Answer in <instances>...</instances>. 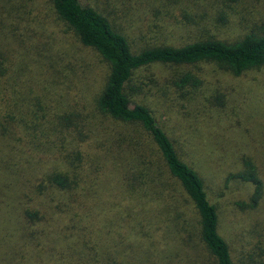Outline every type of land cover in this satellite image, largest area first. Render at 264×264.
<instances>
[{"label":"rangeland","instance_id":"obj_1","mask_svg":"<svg viewBox=\"0 0 264 264\" xmlns=\"http://www.w3.org/2000/svg\"><path fill=\"white\" fill-rule=\"evenodd\" d=\"M80 2L94 4L93 0ZM98 2L111 14L133 51L140 46H179L205 35L232 40L243 35L248 26L242 21L245 13L239 0H176L172 5L158 0ZM29 4L24 15L28 23H22L18 16L8 20L0 14L1 42L11 40L19 51L26 48L24 60L18 57L27 68L29 91L40 99L41 107L71 113L70 122L57 128L62 132L54 138L52 157L40 162L39 175L50 168L71 174L76 155H83L81 175L100 167L104 171L101 176L107 173L105 184L95 182L94 192L102 201L94 210L98 224H107L111 234L115 231L114 240L130 250L135 263L215 264L199 241L195 210L178 189L177 210H163L151 217L152 244L150 239L130 232L122 219L130 213L124 204L130 200L120 179L134 171V146L144 149L150 141L139 131L98 114L94 100L105 85L107 63L74 38L56 18L49 0ZM259 10L264 15V0L251 15L260 17L256 14ZM36 43L38 48H34ZM187 73L200 80L197 87L175 85ZM129 85L139 88L130 94L132 103L144 104L153 112L184 161L201 177L210 202L217 208L219 232L236 264H264V193L255 208H242L250 203L254 186L235 177L244 169L243 160L250 159L264 183V67L233 77L206 62L153 64L137 71ZM116 213L120 215L118 225L111 228L105 217L110 220ZM15 230L0 213V245L9 233L16 241Z\"/></svg>","mask_w":264,"mask_h":264},{"label":"trees","instance_id":"obj_2","mask_svg":"<svg viewBox=\"0 0 264 264\" xmlns=\"http://www.w3.org/2000/svg\"><path fill=\"white\" fill-rule=\"evenodd\" d=\"M31 1L0 0V14L8 20L18 16L22 23H28L24 15L28 14L26 8ZM158 1L165 5L176 3ZM239 1L245 13L242 21L248 26L235 39L205 35L179 46H140L133 51L98 0H93L92 5H83L80 0H49L56 18L74 38L108 65L105 85L94 100L95 110L104 119L139 131L150 141L144 149L134 146V171L120 177L130 200V204L124 203L130 213L122 217L130 232L151 243V217L163 210H177L178 189L195 210L199 241L215 264H236L219 232L217 208L210 202L201 177L184 161L181 150L153 112L144 104L132 103L130 94L139 88L129 84L137 71L153 64L189 66L206 62L233 77L262 69L264 15L260 10L256 11L260 17L251 15L262 0ZM0 24L1 34L2 21ZM10 24L18 30L17 25ZM8 42L0 39V213L15 227L17 239L13 241L9 233L1 240L0 264H137L130 250L114 240L115 231L111 234L107 224L100 226L94 215L95 208L102 204L94 192L95 182L106 181L107 173L101 176V167L81 175L83 155L77 154L71 174L50 168L39 175L40 162L52 157L54 138L62 132L57 128L70 122L71 113L41 107L40 99L29 91L25 81L27 68L19 60L21 56L24 60L26 48L19 51L11 40ZM38 46L36 43L34 48ZM199 84L200 80L188 73L175 82L179 88ZM243 165L235 177L252 183L254 192L250 203L242 208L253 209L263 197L264 183L250 159H244ZM119 218L116 213L110 220L106 216L105 222L113 228ZM31 245L34 246L30 248Z\"/></svg>","mask_w":264,"mask_h":264}]
</instances>
